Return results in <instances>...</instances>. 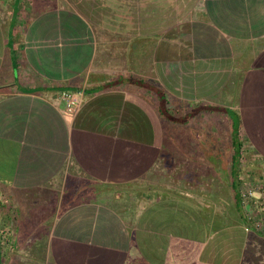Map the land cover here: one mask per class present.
I'll list each match as a JSON object with an SVG mask.
<instances>
[{
	"label": "crops",
	"instance_id": "crops-1",
	"mask_svg": "<svg viewBox=\"0 0 264 264\" xmlns=\"http://www.w3.org/2000/svg\"><path fill=\"white\" fill-rule=\"evenodd\" d=\"M144 82L185 99L183 115L235 109L243 144L263 154L264 0H0V229L10 250L32 226L44 230L39 264H264V232L245 230L215 184L162 186L164 171L177 176L172 155L180 166L194 158L192 141L173 153L159 133L210 112L166 120ZM65 90L81 93L79 111L66 110ZM185 197L209 218L189 220ZM155 204L172 212L165 231L139 214Z\"/></svg>",
	"mask_w": 264,
	"mask_h": 264
},
{
	"label": "rangeland",
	"instance_id": "rangeland-1",
	"mask_svg": "<svg viewBox=\"0 0 264 264\" xmlns=\"http://www.w3.org/2000/svg\"><path fill=\"white\" fill-rule=\"evenodd\" d=\"M119 55V54H118ZM133 57L137 58L138 54H133ZM164 81L163 78L161 80V82ZM157 82V81H156ZM158 87L160 88H165L166 89V85L165 84H157ZM228 88V86H227ZM218 93V92H217ZM227 94L229 95L230 93L227 92ZM174 95L172 96H168L167 98L172 99L171 101H169V106H173L172 104H179V111L177 115H181L184 113V110L190 109L189 103H186L187 101H185V99L179 100V99H174ZM218 98L220 97H224V93H219ZM181 99V98H180ZM149 99H145V102L148 103ZM157 102V101H156ZM194 104V102H193ZM222 106H225L227 103V101H224L223 103H221ZM222 107V108H226ZM235 110V109H233ZM150 113V112H149ZM148 113V114H149ZM146 114V113H144ZM151 114V113H150ZM157 122L158 125L163 126V127H167L166 125L169 123H166L165 121H162L160 116L157 113ZM150 123L154 125L153 121H150ZM192 124V127H178L179 125H174L177 126V132H173L172 134V130L170 129V131H164L159 133V137L161 138V140L164 141V144H167L170 146V144H174L175 148H172L169 151H176L178 150L179 152L185 151V149H187V147L191 146V143L193 144V146L189 147V154H191V158L194 160V162H191L192 160H190L189 162L187 161L186 163H182L183 168L186 171V174L188 173V177L186 176L185 179L181 178L180 173L183 172L182 166L179 165V161L181 160L179 156H175L172 155V157L170 159H172V161L170 160L171 164H172V168L174 169V172L177 174L175 179H172L169 177V173H166L165 171L163 172V174H161L163 177L162 179V186L169 188L170 189V185H179L180 187H182L184 185V189H186V185L188 184V186H190L191 188H197L198 190L203 189V188H207L208 184L211 185L212 187L208 188V191L210 193V190L212 191L213 185H214V189L217 191L216 193L220 196H223L224 198H220L222 199L223 203H225L226 207H230L232 208V205L234 204L233 202V198L232 195L230 194V192L228 191L227 187H225L224 185H226L227 180H225L224 182V175L228 174V163H229V143L231 138L230 137V118L229 116L225 113V112H210L206 115H204L203 117H199V118H195L193 119V121L190 122ZM200 129V130H197ZM207 131V132H206ZM170 132V133H169ZM192 132V133H191ZM174 135V137L177 136L176 141H171L170 136ZM182 134H186V136L184 139H182ZM164 135V136H163ZM180 136V137H179ZM181 138V139H180ZM247 138L243 136V140H246ZM171 142H170V141ZM198 146L196 145V143L194 141H200ZM242 140V141H243ZM180 141V142H179ZM186 141V142H185ZM190 141H192L190 143ZM203 141H209V147L206 146L205 143H202ZM180 143L179 146H177L176 143ZM247 142V141H246ZM244 143V141H243ZM215 144H218L220 147L213 149V146ZM169 146L166 145V148H168ZM222 146V147H221ZM248 144L246 143V145L243 144L242 147V157H241V180H243L246 182H250L253 185L255 184L256 187H261L260 183L264 182V153L261 154L260 152L256 151V150H252L251 148L247 147ZM168 151V152H169ZM218 151V152H216ZM173 152V153H174ZM170 156V155H169ZM179 157V158H178ZM218 157V159H217ZM176 165V166H175ZM181 167V168H180ZM167 169L169 167H166ZM178 169V172H177ZM181 169V170H180ZM169 172V170H168ZM190 174V175H189ZM220 174V179H217V175ZM224 174V175H223ZM208 175V177H206ZM212 175V182H207L209 179H211ZM169 177V179H168ZM183 179V180H182ZM175 180V182H174ZM207 183V184H206ZM243 183L242 186L240 187V191L241 189H243ZM216 184L218 185L216 187ZM264 186V185H262ZM179 187V188H180ZM216 187V188H215ZM144 192V191H143ZM141 192V194L143 193ZM174 193V192H173ZM178 194V192L175 191L176 195ZM178 197H180L181 199H183L184 197H181L180 195H178ZM191 197V196H190ZM190 197H185V200L183 202H180V206H183L182 204H185L187 208H184L187 210V216L188 219L192 221V215L195 216L194 221H198L199 219H207L209 218L207 214L204 213V211H202L201 209L197 208L195 210V212H193L190 209V203H193L192 198ZM218 201V200H217ZM216 203V202H215ZM219 203V201H218ZM206 206L209 207V209H215L218 210L219 208L217 207L219 204H217V206H213V204L211 202H207L205 203ZM155 208L153 207V210L151 211H141L139 212V214L141 216L144 215L145 220H151L150 222L152 223V225L158 226V228L163 229V231H165L168 226V223L170 222L171 218L170 215H172V212H169V207L168 208H163L161 207V205H157L155 204ZM184 205V206H185ZM235 208V207H234ZM29 214V213H28ZM224 213L222 212V216L220 217L221 221H225V224H228V217L227 215H223ZM244 220L246 222V220L248 221V225H250L253 228L254 223H258L259 226L261 227V229H255L256 231H260V232H264V209L262 208V205L260 204H251L249 206V209L243 210L242 211ZM30 215V214H29ZM31 216V215H30ZM249 218H248V217ZM126 217V216H125ZM247 217V218H246ZM147 220V221H148ZM179 220V219H178ZM177 220V221H178ZM33 224V223H32ZM259 227V228H260ZM197 229H192V232H194V235H196L195 231ZM1 231V229H0ZM3 232L1 233L2 236H5L4 238L0 239V242L2 240L3 242V246L5 249L4 252L2 251V249L0 248V256L1 260H0V264H37L39 260H41L44 256H43V252L46 250V246L45 245H41L42 243V238L39 237L40 234L43 235V228H38V227H32L30 226V228H25L23 230V232L26 233H32V238L28 237L27 238V242L22 245L20 248H14V251L10 250L11 245V241L9 240V236H8V230H2ZM10 231V230H9ZM178 231V230H176ZM188 233L190 232V230H186ZM7 244V245H6ZM8 246V247H7ZM19 247V246H18ZM19 250V252H18ZM11 251V252H10ZM10 252V253H9ZM13 252V253H12ZM12 253V258L10 257V261H8L9 256H11ZM9 254V255H8ZM22 256V257H21ZM259 257V256H258ZM257 263H259L257 261ZM39 264V263H38Z\"/></svg>",
	"mask_w": 264,
	"mask_h": 264
},
{
	"label": "trees",
	"instance_id": "trees-1",
	"mask_svg": "<svg viewBox=\"0 0 264 264\" xmlns=\"http://www.w3.org/2000/svg\"><path fill=\"white\" fill-rule=\"evenodd\" d=\"M145 83V89L147 93L154 92L157 96L158 102L157 108L160 115L166 119V120H174L179 123H186L191 117L195 116L198 113H201L203 111L208 112H225L229 118H230V137L231 138V156H230V168L228 175L230 176V189L232 192V198L234 202V207L236 211L243 216L242 211L244 210L242 205V199H241V193H240V187L242 186L243 180H241V157H242V147H243V141L240 139L239 136V126H240V118L237 114V112L230 110L229 108H222L217 106H195L188 112H186L183 116L179 117L177 116L178 110L175 107H168V99H167V92H165L162 88H157L155 85L144 82ZM177 113V114H176ZM1 248V247H0ZM1 255V254H0ZM1 260V256H0Z\"/></svg>",
	"mask_w": 264,
	"mask_h": 264
},
{
	"label": "built area",
	"instance_id": "built-area-1",
	"mask_svg": "<svg viewBox=\"0 0 264 264\" xmlns=\"http://www.w3.org/2000/svg\"><path fill=\"white\" fill-rule=\"evenodd\" d=\"M80 95L81 93L78 91L74 92L71 90H65L62 92V99L64 100L65 107L68 112L75 113L79 111L81 105ZM260 186L261 187H256L255 184L253 185L250 182L244 181L243 189L240 191L244 210L247 211L251 204H260L264 209V186ZM259 227L258 223H254L253 228L261 229V227ZM251 228V226H246L245 230H250ZM2 232L3 231L1 230L0 235Z\"/></svg>",
	"mask_w": 264,
	"mask_h": 264
}]
</instances>
